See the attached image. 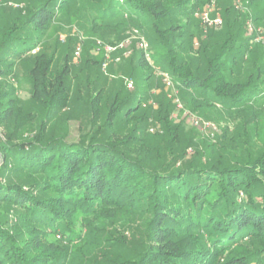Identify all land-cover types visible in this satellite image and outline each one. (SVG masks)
Listing matches in <instances>:
<instances>
[{
    "label": "trees",
    "instance_id": "trees-1",
    "mask_svg": "<svg viewBox=\"0 0 264 264\" xmlns=\"http://www.w3.org/2000/svg\"><path fill=\"white\" fill-rule=\"evenodd\" d=\"M209 1L32 0L9 11L3 0L0 264H264V38L244 36L250 16L232 21L231 0L223 25L206 27ZM248 2L264 29V0ZM77 14L99 31H148L186 107L227 126L219 140L187 158L167 112L143 109L126 84L104 93L86 79L87 96L79 85L73 97L69 67L31 52ZM24 59L28 103L10 80ZM152 113L162 132L148 128Z\"/></svg>",
    "mask_w": 264,
    "mask_h": 264
},
{
    "label": "rangeland",
    "instance_id": "rangeland-1",
    "mask_svg": "<svg viewBox=\"0 0 264 264\" xmlns=\"http://www.w3.org/2000/svg\"><path fill=\"white\" fill-rule=\"evenodd\" d=\"M217 8L219 14L223 17L225 14V8L222 0H218ZM210 0L204 7L206 9L211 5ZM32 4V0H9L6 4L13 9L9 11L25 10L28 5ZM3 5V3H2ZM234 5L236 13L232 15L231 20L240 17L239 20H244L246 15L250 18L246 21V27L244 30V36L251 35L256 36L258 32V38H264V29L260 27L256 30V26L253 23V15L258 9L250 4L248 0H231L228 6ZM1 6V5H0ZM85 9L83 3L79 8ZM260 7V6H259ZM203 10V9H202ZM85 13V12H84ZM91 20V18H90ZM88 18H82L81 14L71 16L69 18H62L53 22L48 31L45 32L43 39L39 43L38 53H45L46 58H52L54 60L53 67L55 70L60 71L63 67H69L71 70V79L69 86H71V93L73 97L77 95V87L81 89L80 95L82 97L87 96V90L85 89V82L88 81L97 86V90H103L104 93L119 89H124L126 79H131L134 83L132 90H125L132 96H138L143 98V109L148 110L150 113L157 111L158 109L167 112L169 122L171 126L178 128L179 134L183 142L182 149H185L187 158L194 155L195 151L202 149L204 143L213 144L219 140V137L227 130L225 125H219L213 120H209L208 117L201 115L196 111L190 110L186 107L182 99L179 89L175 86L168 87L163 80V75L167 73V63L163 61L161 53L154 52L150 35L148 31H145L142 35L140 31L135 28H130L127 31L119 32L116 29H110L107 31H99L94 28V25ZM203 28H206L202 22H200ZM208 30V28L206 29ZM143 38L149 45L150 52H152V62H148L142 54V51L138 49V38ZM262 38V39H263ZM131 39L130 46L127 50L118 52L117 57H120V62H110L107 69L101 70L102 57L105 58L103 47L104 43H116ZM196 41V40H195ZM243 41V40H241ZM119 42V43H120ZM198 43V44H197ZM196 43V48L199 47V42ZM152 48V49H151ZM77 49L80 50L79 56L76 55ZM193 55V54H192ZM33 60H16L17 66L15 67V75L10 79L14 87L17 89V95L25 103L29 102L32 87L28 80V72L34 65ZM157 73H159L157 75ZM169 75V74H168ZM170 76V75H169ZM123 81V82H122ZM124 84V85H123ZM178 101L182 104L183 110L177 106ZM188 112L191 116L200 119L201 122H207L213 129H205L203 126H196L193 124L190 116L185 113ZM149 116V129L153 130L152 133L162 132L163 128L161 120L163 117L158 118L154 113ZM229 131L233 132L235 127L233 125ZM72 139L79 135L78 123L71 122ZM215 134V137L211 136ZM182 142V144H183ZM187 147L188 150H187ZM0 161L2 164V157L0 155Z\"/></svg>",
    "mask_w": 264,
    "mask_h": 264
},
{
    "label": "built area",
    "instance_id": "built-area-1",
    "mask_svg": "<svg viewBox=\"0 0 264 264\" xmlns=\"http://www.w3.org/2000/svg\"><path fill=\"white\" fill-rule=\"evenodd\" d=\"M2 3H3V0H0V5ZM199 16H200V19L202 20L203 24L208 28L220 27L223 25V19H222L221 15L219 14V10L217 8L215 0L212 1L211 5H209ZM259 39H262V38H259ZM259 39H257V40H259ZM130 43H131V39H128L126 41L124 40V41L117 43L115 45L101 44L103 47V52L105 54V59H106L104 64H103L104 70L107 69L110 62H113V63L120 62V57H117V56L114 57V55H116L118 52H120L122 50H127L130 46ZM138 49H140L142 51L145 59L151 63L152 62V54L150 52L149 45L145 39L138 38ZM38 50H39V48H36L31 53L36 54L38 52ZM79 53H80V50L77 49L76 55L79 56ZM158 74L159 73H157V75ZM161 75H163V77H164L163 80L167 84L168 87L174 86L172 83V80L168 74H161L160 73L159 76H161ZM125 84L129 90H132L134 88V83L131 79H126ZM177 106L180 108V110H183L182 104L179 101L177 103ZM185 114L190 116L194 125H196V126L201 125L205 129H212V127L209 123L201 122L200 119H197L196 117L191 116V114H189L188 112H186Z\"/></svg>",
    "mask_w": 264,
    "mask_h": 264
},
{
    "label": "water",
    "instance_id": "water-1",
    "mask_svg": "<svg viewBox=\"0 0 264 264\" xmlns=\"http://www.w3.org/2000/svg\"><path fill=\"white\" fill-rule=\"evenodd\" d=\"M0 165H1V161H0Z\"/></svg>",
    "mask_w": 264,
    "mask_h": 264
}]
</instances>
